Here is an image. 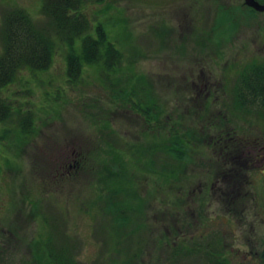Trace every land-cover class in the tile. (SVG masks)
<instances>
[{
    "label": "rangeland",
    "instance_id": "1",
    "mask_svg": "<svg viewBox=\"0 0 264 264\" xmlns=\"http://www.w3.org/2000/svg\"><path fill=\"white\" fill-rule=\"evenodd\" d=\"M206 2L83 0L80 10L91 26L100 25L122 51L119 68L106 75L101 67L86 65L71 83L66 47L58 41L48 69H22L0 89L11 107L0 121V264H54L45 256L46 242L58 246L64 239L74 245L79 264H206L195 262L189 251L211 236L240 248V260L250 255L243 264L263 263L264 227L260 220L251 224L254 211L243 226L237 214L224 217L232 207L218 190L223 186L220 146L208 139L219 131L204 129L222 119V88L210 85L227 73L225 60L239 45L245 47L239 63L264 60V14L251 15L243 0H224L228 29L240 38L230 41L232 46L206 47L198 34L206 27ZM41 3L0 0V28L13 8L47 27ZM211 7L214 12L215 3ZM225 36L210 41L221 43ZM132 86L135 99L150 97L159 106L164 126H149L131 109L126 95ZM210 89L218 93L206 97ZM27 113L32 131L23 133L19 121ZM171 126L184 159L177 162L174 178H159L146 171L147 151L139 149L162 141ZM109 164L114 172L122 169L128 179L124 186L130 183L127 188L136 195L127 198L137 213L122 212L135 218L121 227L111 223L104 201L117 197L101 181Z\"/></svg>",
    "mask_w": 264,
    "mask_h": 264
},
{
    "label": "trees",
    "instance_id": "2",
    "mask_svg": "<svg viewBox=\"0 0 264 264\" xmlns=\"http://www.w3.org/2000/svg\"><path fill=\"white\" fill-rule=\"evenodd\" d=\"M41 2V12L47 19V27L37 26L28 12L23 9H10L3 16L0 28V89L13 82L22 69L31 71L48 69L52 62L55 43L58 41L63 42L66 47V76L71 83L80 78L86 65L101 67L106 75L119 68L123 59L122 51L107 39V34L100 25L91 26L86 15L80 10L83 0H41ZM136 92L137 89L132 86L131 91L126 95L131 109L139 113L149 126L152 122L159 125L161 122L158 118L159 106L150 97H146L144 101L135 99ZM10 110L9 103L0 98V121L10 115ZM30 123L31 115L24 114L19 121L23 133L32 131ZM179 142L177 131L172 127L168 130V136L162 141L149 143L147 148L139 149L143 153L147 151L146 171L156 174L159 178H174L179 170L177 162L184 159V154L179 151V148H182ZM166 157L171 158L173 163H165ZM110 166L111 164L104 166L107 173L101 181L105 180L104 188L117 197L115 202L112 201L113 197H109L108 202L104 198V201L106 211L111 214V223L121 227L135 218L133 215L130 217L122 213L124 210H129L133 214L138 211L136 207L130 205H133L129 202L130 198H127V194L132 195L133 198L135 193L127 188L131 187L130 183L127 187L124 186V181L128 179L124 177L122 169L114 172ZM120 193H125L124 200L119 197ZM46 243L44 253L49 262L79 264L71 241L64 239V243L58 246L50 241ZM262 262L264 264V251Z\"/></svg>",
    "mask_w": 264,
    "mask_h": 264
},
{
    "label": "flooded vegetation",
    "instance_id": "3",
    "mask_svg": "<svg viewBox=\"0 0 264 264\" xmlns=\"http://www.w3.org/2000/svg\"><path fill=\"white\" fill-rule=\"evenodd\" d=\"M192 1L196 2L195 6L209 1L206 2L209 13L205 14V18L207 17L205 30L198 33L201 35L199 44L206 47L213 46V48L226 44L230 46V41L240 38L238 34L232 36L234 31L228 29L230 13L223 6L224 0ZM256 1L264 4V0ZM213 3H215L214 12L211 7ZM243 5H245L244 2ZM246 7L252 9V11L248 10L251 15L264 14V11L259 12L251 7ZM222 32L226 34L223 42L212 44L210 36H219L223 34ZM238 48L237 54H231L229 59L225 60V66L227 65L228 68L227 73H223L222 78L214 80L215 83L210 85V88H222V119L220 118V122L217 123H207L204 130L219 131L218 136L210 135L208 139L210 145L218 144L220 146L219 157L222 156V171L219 175L223 186L218 190L228 206L232 207L227 209L224 217H227L228 214H237L238 223L243 226L248 212L252 210L254 214L251 224L259 223L257 221L260 220L258 226L264 227V216L261 215V211L264 212V60L252 58L244 61L242 59L244 64H241L238 56L239 58L243 56L240 53L245 47L239 45ZM230 58H232V62ZM216 89L208 90L206 97L210 96L212 92L218 93ZM215 100H220L219 96ZM164 124L162 120L159 125L164 126ZM197 135V132L194 131L193 137L196 138L194 141L200 138V135ZM209 189L212 190L213 186ZM239 238L241 237L239 236ZM206 240L204 245L201 242H194L190 246L189 253L194 257L195 262L205 259L206 264H243L244 257L250 260V255L248 257L247 254L240 260L241 249L236 248L235 250L232 246L228 247L226 240L222 241L215 236ZM201 249L206 251L200 252ZM254 255L257 256V253Z\"/></svg>",
    "mask_w": 264,
    "mask_h": 264
},
{
    "label": "water",
    "instance_id": "4",
    "mask_svg": "<svg viewBox=\"0 0 264 264\" xmlns=\"http://www.w3.org/2000/svg\"><path fill=\"white\" fill-rule=\"evenodd\" d=\"M243 2L246 6L251 7L256 11H259V12L264 11V4H261L256 0H243Z\"/></svg>",
    "mask_w": 264,
    "mask_h": 264
}]
</instances>
